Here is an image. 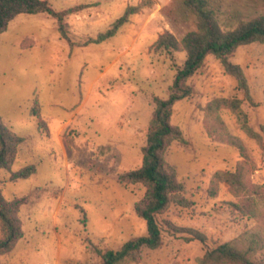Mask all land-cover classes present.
I'll return each mask as SVG.
<instances>
[{"label":"rangeland","instance_id":"1","mask_svg":"<svg viewBox=\"0 0 264 264\" xmlns=\"http://www.w3.org/2000/svg\"><path fill=\"white\" fill-rule=\"evenodd\" d=\"M49 1L56 11L82 7L64 19L69 39L45 12L21 13L0 34V118L24 138L12 167L0 169V191L8 200L28 197L19 212L24 234L0 254V264H106L108 250L148 234L135 211L146 188L120 176L142 165L155 97H169L187 58L184 50L153 45L165 30L181 40L197 17L184 0ZM212 1L223 29L264 14V0ZM142 2L114 36L93 42ZM231 60L243 67L248 93L208 55L190 79L192 95L174 106L172 122L184 138L167 158L192 203L160 218L161 246L144 247L132 264H199L207 249L228 241L264 258V200L256 198V215L245 214L229 184L216 178L218 171L239 170L248 187L264 186V148L224 104L238 101L264 134V42L239 46ZM31 164L37 170L30 177L10 179ZM165 220L205 233L206 242L171 230ZM5 233L0 225V240Z\"/></svg>","mask_w":264,"mask_h":264},{"label":"trees","instance_id":"2","mask_svg":"<svg viewBox=\"0 0 264 264\" xmlns=\"http://www.w3.org/2000/svg\"><path fill=\"white\" fill-rule=\"evenodd\" d=\"M185 6L197 17V27L189 31L181 40L172 32H162L153 47L156 50L181 51L187 53L183 67H179L175 80L170 87L169 97H155L154 116L149 124L147 143L143 146L142 165L123 173L120 178L128 184H142L146 191L135 203L136 213L148 224V234L127 241L117 251L108 250L103 254L106 264H132L143 258L144 247L157 249L163 242L160 218L174 205L188 207L191 200L186 196V185L180 180L176 165L168 158L171 145L184 138L180 126L172 122L175 104L189 98L193 93L190 79L205 63L208 55L216 56L226 73L237 78L240 88L248 93V79L240 64L232 62L231 57L241 45L264 42V14L240 21L232 29H223L218 21L216 8L212 0H184ZM144 3L129 5L125 14L105 32L99 33L93 42H102L114 36L119 28L130 21L131 15L141 12ZM81 6L56 11L49 0H0V34L7 30L10 22L21 13H48L58 18L59 29L66 39L64 19L77 12ZM230 102V103H228ZM236 114L245 133L264 148V134L249 124L247 113L236 100H224ZM218 105V104H217ZM24 138L18 136L0 118V169H10L17 159L18 147ZM35 164L21 168L11 174V180L28 178L36 172ZM218 181L227 182L231 191L239 197L234 202L238 210L248 215H256V198L264 200V186H247L239 170H224L216 173ZM242 193L244 195L242 196ZM28 197H14L8 200L0 191V225L5 228V236L0 240V254L12 251L22 238L24 231L19 217L21 207ZM165 225L171 230L180 229L194 238L206 242L205 233L190 227L178 228L170 220ZM199 264H264V258L255 259L249 249H243L231 241L207 249L198 258Z\"/></svg>","mask_w":264,"mask_h":264}]
</instances>
